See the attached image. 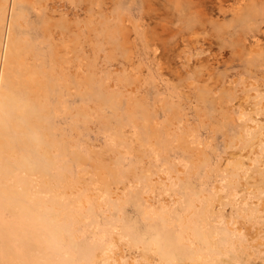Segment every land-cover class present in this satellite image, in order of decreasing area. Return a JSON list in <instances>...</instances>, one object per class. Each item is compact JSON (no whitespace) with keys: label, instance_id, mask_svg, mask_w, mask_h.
<instances>
[{"label":"rangeland","instance_id":"374dc122","mask_svg":"<svg viewBox=\"0 0 264 264\" xmlns=\"http://www.w3.org/2000/svg\"><path fill=\"white\" fill-rule=\"evenodd\" d=\"M15 250L264 264V0H0V264Z\"/></svg>","mask_w":264,"mask_h":264},{"label":"bare ground","instance_id":"6f19581e","mask_svg":"<svg viewBox=\"0 0 264 264\" xmlns=\"http://www.w3.org/2000/svg\"><path fill=\"white\" fill-rule=\"evenodd\" d=\"M146 30H147V32H148V28H146ZM141 37V36H140ZM149 38V37H148ZM147 38V39H148ZM150 39V38H149ZM108 251V250H107ZM19 252V251H18ZM17 252V250H15V257L16 258H13L14 260H13V262L15 263V264H30L29 262H28V260L26 259V258H24L23 259V257L21 256V255H19V253Z\"/></svg>","mask_w":264,"mask_h":264}]
</instances>
